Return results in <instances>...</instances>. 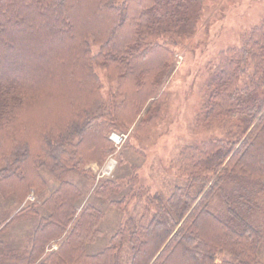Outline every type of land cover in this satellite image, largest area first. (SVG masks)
<instances>
[{"label": "trees", "instance_id": "obj_1", "mask_svg": "<svg viewBox=\"0 0 264 264\" xmlns=\"http://www.w3.org/2000/svg\"><path fill=\"white\" fill-rule=\"evenodd\" d=\"M201 16L194 0H0V196L18 204L0 223V264H264V15L206 64L193 120L221 136L180 150L170 168L184 184L166 200L96 182L88 167L116 152L111 132L133 127L137 139L163 120L175 47ZM95 69L116 82L109 102ZM42 170L57 182L46 197ZM70 174L96 184L97 199L124 191L109 201L118 212L142 199V218L88 254L103 214L82 205ZM27 219L29 247L8 249L3 233Z\"/></svg>", "mask_w": 264, "mask_h": 264}, {"label": "rangeland", "instance_id": "obj_2", "mask_svg": "<svg viewBox=\"0 0 264 264\" xmlns=\"http://www.w3.org/2000/svg\"><path fill=\"white\" fill-rule=\"evenodd\" d=\"M195 9H200L201 21L195 33L183 39L175 47V67L164 79L163 89L167 92V110L164 118L147 136L133 138L130 127L126 133L111 132L109 141L116 147V152L109 156L102 167L96 163L88 166L95 174L97 181L114 179L126 189L136 191L139 187L149 189L150 195L158 194L166 200L174 187L182 186L184 180L170 168L171 161L177 158L180 150L187 145L220 137L217 130L197 129L194 116L198 112L201 87L205 78L206 64L214 60L216 55L229 48L242 44L243 37L256 27L264 15V0H194ZM92 53L98 51L97 46L91 47ZM101 85V95L109 102L116 94V82L111 81L107 72L95 69ZM112 137L120 138L115 144ZM118 155H122L125 163L120 166ZM114 164L108 172L106 168ZM47 187L42 196L46 197L57 182L45 171H41ZM69 181L84 192L82 205L90 204L103 214L100 224L101 235L97 241L87 247L88 254H96L106 248L109 238L129 217L141 219L144 213V201H134L125 212H118L109 205L110 200H119L113 196L109 200L97 199L94 195L96 184H87L81 178L70 174ZM28 200L33 198L29 197ZM17 202L13 198L0 196V223L7 221L15 213ZM21 207H19L20 209ZM217 209V208H216ZM152 212L144 215L143 222L150 219ZM35 219L15 222L2 238L8 249H27L30 245V233ZM54 248V247H53ZM55 249V248H54ZM129 248L126 246L127 260ZM130 256V252H129ZM231 259L224 255L222 258ZM259 259L264 262V244ZM12 264V263H6Z\"/></svg>", "mask_w": 264, "mask_h": 264}, {"label": "built area", "instance_id": "obj_3", "mask_svg": "<svg viewBox=\"0 0 264 264\" xmlns=\"http://www.w3.org/2000/svg\"><path fill=\"white\" fill-rule=\"evenodd\" d=\"M112 141H113L115 144H118L121 140H120V138L118 139L117 137H112Z\"/></svg>", "mask_w": 264, "mask_h": 264}]
</instances>
